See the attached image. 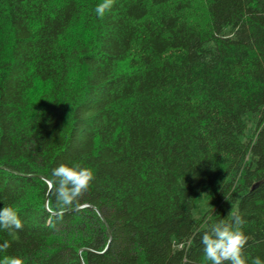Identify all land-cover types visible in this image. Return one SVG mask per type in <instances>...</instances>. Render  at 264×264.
<instances>
[{"label":"trees","instance_id":"16d2710c","mask_svg":"<svg viewBox=\"0 0 264 264\" xmlns=\"http://www.w3.org/2000/svg\"><path fill=\"white\" fill-rule=\"evenodd\" d=\"M99 2L0 0V208L24 225L0 255L205 264L201 233L239 217L264 259V0ZM73 163L95 179L69 212Z\"/></svg>","mask_w":264,"mask_h":264},{"label":"clouds","instance_id":"9594fccd","mask_svg":"<svg viewBox=\"0 0 264 264\" xmlns=\"http://www.w3.org/2000/svg\"><path fill=\"white\" fill-rule=\"evenodd\" d=\"M113 3L114 0H100L93 9L95 16L102 19L112 8ZM52 176L58 209L66 206L79 207L80 205L76 203L78 198L88 191L95 179L94 171L79 163L70 166L61 164L52 170ZM234 220L235 226L219 220L209 224L208 230L201 233L200 244L203 246L205 264H264L261 257L248 258L244 255L249 237L242 230L244 221L239 217H234ZM23 227L20 213L15 206L0 208V231H6L15 238ZM8 247V241L0 243V254ZM0 264H23V261L19 257L0 255Z\"/></svg>","mask_w":264,"mask_h":264},{"label":"rangeland","instance_id":"374dc122","mask_svg":"<svg viewBox=\"0 0 264 264\" xmlns=\"http://www.w3.org/2000/svg\"><path fill=\"white\" fill-rule=\"evenodd\" d=\"M215 208L216 207L211 201V199H209L208 196H203L202 198H200V200L197 203L196 216L200 218L204 215L205 212H207L210 209L213 211Z\"/></svg>","mask_w":264,"mask_h":264},{"label":"water","instance_id":"95a60500","mask_svg":"<svg viewBox=\"0 0 264 264\" xmlns=\"http://www.w3.org/2000/svg\"><path fill=\"white\" fill-rule=\"evenodd\" d=\"M43 180H45V181H47L48 182V180L46 179V178H44V177H41ZM254 187H256V185L254 186ZM79 209H81V207H78V208H75V209H73V210H71V211H69V212H75V211H77V210H79ZM108 233H109V235H110V232L108 231ZM110 238H111V236H110ZM110 246V242H109V244H108V246H107V248ZM81 264H83V261L81 260Z\"/></svg>","mask_w":264,"mask_h":264}]
</instances>
